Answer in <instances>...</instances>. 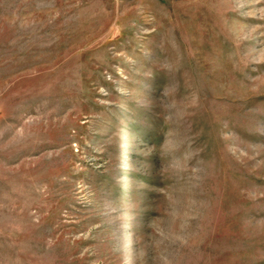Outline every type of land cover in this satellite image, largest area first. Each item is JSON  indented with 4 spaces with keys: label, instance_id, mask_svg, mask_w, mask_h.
<instances>
[{
    "label": "rangeland",
    "instance_id": "obj_1",
    "mask_svg": "<svg viewBox=\"0 0 264 264\" xmlns=\"http://www.w3.org/2000/svg\"><path fill=\"white\" fill-rule=\"evenodd\" d=\"M0 264H264V0H0Z\"/></svg>",
    "mask_w": 264,
    "mask_h": 264
}]
</instances>
